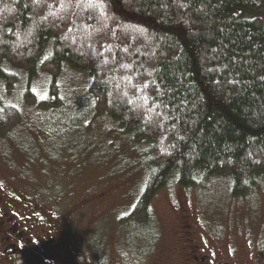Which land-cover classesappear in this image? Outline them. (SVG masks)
<instances>
[{"label":"trees","instance_id":"16d2710c","mask_svg":"<svg viewBox=\"0 0 264 264\" xmlns=\"http://www.w3.org/2000/svg\"><path fill=\"white\" fill-rule=\"evenodd\" d=\"M263 15L264 0H0V81L10 94L15 77L3 65L29 81L47 74L44 101L24 95L45 111L61 105L63 65L88 72L94 116L148 145L131 213L145 222L174 173L186 188L196 173L228 177L234 198L264 179ZM21 118L1 109L0 139Z\"/></svg>","mask_w":264,"mask_h":264},{"label":"rangeland","instance_id":"374dc122","mask_svg":"<svg viewBox=\"0 0 264 264\" xmlns=\"http://www.w3.org/2000/svg\"><path fill=\"white\" fill-rule=\"evenodd\" d=\"M49 52L47 46L43 58ZM1 68L15 84L6 94L0 81V110L15 107L22 118L0 139V206L32 209L65 225L62 258L76 264H191L190 249L221 260L236 250L237 260L249 264L252 252L264 255L263 178L248 195L234 198L228 177L196 173L186 188L174 173L150 200L146 222L138 224L129 216L145 189L148 145L134 144L106 117L94 116L88 72L63 65L55 80L61 105L42 111L26 104L24 95L28 89L36 102L44 101L49 76L37 69L29 81L25 71ZM119 217H126L121 226Z\"/></svg>","mask_w":264,"mask_h":264},{"label":"flooded vegetation","instance_id":"af4514ba","mask_svg":"<svg viewBox=\"0 0 264 264\" xmlns=\"http://www.w3.org/2000/svg\"><path fill=\"white\" fill-rule=\"evenodd\" d=\"M139 196L137 195L136 204ZM21 210L16 208L13 211L9 204L4 208L0 206V264H76L62 258L60 240H62L61 234L65 225L37 215L32 212V209H28L29 212ZM129 217H132L131 214ZM44 220H48L47 223ZM125 220L126 217H119L117 222L121 226ZM33 223H39L38 227L33 226ZM139 223L144 222L139 221ZM188 252L191 264H245L237 260L238 252L236 250H231L229 257L222 260L206 255L199 256L192 249ZM262 255L257 252L249 254V264H264V255Z\"/></svg>","mask_w":264,"mask_h":264}]
</instances>
